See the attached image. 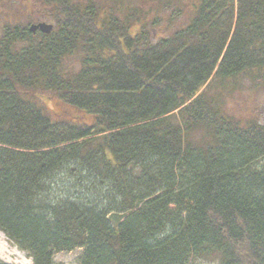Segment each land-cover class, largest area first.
I'll return each instance as SVG.
<instances>
[{
    "label": "trees",
    "instance_id": "trees-1",
    "mask_svg": "<svg viewBox=\"0 0 264 264\" xmlns=\"http://www.w3.org/2000/svg\"><path fill=\"white\" fill-rule=\"evenodd\" d=\"M38 1L49 34L0 30V232L32 264H264V123L225 103L264 83V0H191L166 35L131 0Z\"/></svg>",
    "mask_w": 264,
    "mask_h": 264
},
{
    "label": "rangeland",
    "instance_id": "rangeland-1",
    "mask_svg": "<svg viewBox=\"0 0 264 264\" xmlns=\"http://www.w3.org/2000/svg\"><path fill=\"white\" fill-rule=\"evenodd\" d=\"M75 1L84 3V0ZM101 1L104 3L106 9L112 7L114 8L113 14L117 17L121 16V13L116 10L118 9L119 0ZM190 2L191 0H174L168 6L162 1H150L146 3L142 0H131V5L141 7L142 10H147L150 6L151 9L145 16L147 21L151 22L155 19L159 21L161 19L160 25L157 28V34L166 35V33H169V29L172 31L180 30V28L186 25L190 15ZM96 3L98 4L99 2L96 0ZM47 12L48 6L42 5L38 0H0V30L6 24H9V22L12 25H21L22 27L38 22L50 23ZM76 65V58L67 60L68 67L75 68ZM230 88L232 89V93L226 97L225 102L229 111L241 120H257L264 123V83L254 80L252 75L249 74L238 78L236 82L230 84ZM35 93L38 98L37 102L52 117H73V115L77 114L73 109L63 106L54 95L42 91H36ZM5 240L10 246L17 248L6 237ZM18 251L22 254L21 258L14 257L11 261L9 259L5 261L6 259L2 260L0 258V261L4 264H32V259L27 253L19 249ZM78 255L79 250L59 252L54 255L53 262L54 264H78ZM191 264L209 263L197 262Z\"/></svg>",
    "mask_w": 264,
    "mask_h": 264
},
{
    "label": "bare ground",
    "instance_id": "bare-ground-1",
    "mask_svg": "<svg viewBox=\"0 0 264 264\" xmlns=\"http://www.w3.org/2000/svg\"><path fill=\"white\" fill-rule=\"evenodd\" d=\"M14 257L21 258L22 254L18 251L17 248L10 246L5 240V236L3 235V233L0 232V258L2 260L6 259L5 261H7L8 259L11 261Z\"/></svg>",
    "mask_w": 264,
    "mask_h": 264
},
{
    "label": "water",
    "instance_id": "water-1",
    "mask_svg": "<svg viewBox=\"0 0 264 264\" xmlns=\"http://www.w3.org/2000/svg\"><path fill=\"white\" fill-rule=\"evenodd\" d=\"M53 28V25L51 23L47 22H38L30 24L28 27V31L31 33H35L36 31H40L45 34H49Z\"/></svg>",
    "mask_w": 264,
    "mask_h": 264
}]
</instances>
